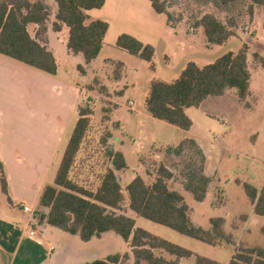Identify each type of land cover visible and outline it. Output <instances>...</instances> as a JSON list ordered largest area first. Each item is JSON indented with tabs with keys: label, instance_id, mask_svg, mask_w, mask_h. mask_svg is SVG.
I'll return each instance as SVG.
<instances>
[{
	"label": "crops",
	"instance_id": "crops-1",
	"mask_svg": "<svg viewBox=\"0 0 264 264\" xmlns=\"http://www.w3.org/2000/svg\"><path fill=\"white\" fill-rule=\"evenodd\" d=\"M43 1L50 11L45 45L55 58L56 74L46 73L0 53V163L3 165L7 187V193L0 189V264H84L95 259H104L111 254L131 251L129 244L113 231L83 241L78 235H72L45 221L31 219L28 213L23 212L24 204L32 210L43 211L39 205L41 194L47 185H52L54 182L67 141L79 118V108L83 101L90 96L107 97L111 94V89L115 95L107 99L114 106L109 114V121L114 123V126L110 130L111 137L108 139V144L123 154L127 164V167L118 173L126 201V185L136 175H140L147 183L153 180V176L146 173L143 159L151 155V158L159 160L162 153L157 150L176 147L184 139H193L205 157L203 172L211 179L202 201L195 200L192 193L184 189L176 170L170 166V162H167L173 172L169 184L184 195L189 207L190 220L194 225L209 230L211 219L219 218L223 233L229 236L227 229L232 224L231 220L239 218L241 225L237 227L238 232L252 234L258 240L248 242L244 240V235L239 236L235 248L241 246L264 250L262 232L264 216L254 212V200L244 188L245 183L254 186L257 190L264 186V125L259 131L256 130L259 134L254 142L246 141L244 150H250L252 164L242 168L241 171L240 168L235 169L238 164L234 156L245 152L234 145L236 141L226 143L222 139L217 142L209 137V132L201 127L196 128L197 124L201 126L208 124L205 117L218 121L223 118L207 111V104H213L229 95L235 106L236 103L242 105L245 100L248 101L254 96L252 81L255 80V76L250 69V61L253 60L252 54L256 52L253 47L255 43L259 44L261 50L256 53L264 56L263 26L260 28L261 33H256L251 38L245 39L239 36L229 38L237 37L242 44L247 42L249 46L250 94L248 97L240 100L234 89H227L219 96L206 98L200 107L186 108L185 113L192 120V126L184 130L156 119L146 111L145 98L148 90L144 93L141 109H137L132 100L122 101L128 87L135 89L134 82L141 69L133 63V57L137 56L118 47L116 40L121 34H129L143 44L154 47L152 66L150 62L137 57L153 70V73L147 75L146 80L149 84L152 79L169 81L160 76L155 68L158 47L163 49L162 55L168 66L180 65L183 62L176 79L188 62L193 61L199 66L211 63L185 59L187 44L189 50L196 48L198 42H201L205 49L220 44H208L201 29L196 30L198 33L190 31L181 23L176 28L171 27L166 15L156 12L150 0H105L101 8L87 11L91 17L107 22L108 30L97 57L86 64L81 54H73L67 48L68 27L62 24L60 30L52 29L57 9L55 1ZM255 22L256 25L260 24V18H256ZM37 27L33 23L27 25L31 37L35 36ZM118 62L122 63V66L115 70V63ZM78 66L83 67L84 71L81 72ZM256 67L257 71L264 72V67L260 64L256 63ZM95 85L105 86L108 93L106 95L100 93ZM119 90L123 91L121 95L115 93ZM132 113H135V119ZM122 115L128 117L127 122L122 121ZM156 121L170 125L178 134L173 137L170 144L165 143L159 147L151 146L145 149L146 144L144 145L142 141L144 128L146 124ZM126 126L133 128L132 133L126 131ZM236 199L241 203L237 204ZM205 209L208 210L207 214L201 215V210ZM125 212L134 218L135 227L162 238L151 229L138 226L140 216L128 208ZM31 232L34 234L31 235ZM111 242L114 244L112 248ZM190 251L194 255L181 258L180 264H194L195 255L200 254ZM234 252L235 250L231 253L228 262ZM162 254L167 259L174 258L166 252ZM209 259L217 264H223L216 259ZM127 262L133 263L132 255Z\"/></svg>",
	"mask_w": 264,
	"mask_h": 264
},
{
	"label": "trees",
	"instance_id": "trees-1",
	"mask_svg": "<svg viewBox=\"0 0 264 264\" xmlns=\"http://www.w3.org/2000/svg\"><path fill=\"white\" fill-rule=\"evenodd\" d=\"M54 1L57 9L52 29L58 31L62 24L67 26V48L73 54H81L85 63L89 64L101 49L108 23L91 17L87 11L101 8L105 0ZM150 1L156 12L166 15L171 27L176 28L182 23V17L174 19L166 0ZM200 1L226 16L222 18L209 11L200 12L196 20L188 26L192 31L201 29L208 44H223L230 37L236 36L239 28L237 15L240 13H235L239 9L238 0ZM251 1V4H247L246 12L249 19L253 17L257 7L264 10V0ZM49 16V7L43 0H0V53L38 70L56 74L55 58L45 45ZM30 23L38 26L34 37L27 30ZM262 25L264 29V20ZM116 45L150 62L152 66V45L143 44L129 34L118 36ZM248 54L249 46L247 42H243L238 51H228L206 65L199 66L193 61L188 62L179 76L172 81L152 79L145 98L146 111L156 119L188 130L192 126V120L186 115V108L200 107L206 98L219 96L227 89H234L238 98L245 100L250 94ZM252 59L264 67V56L255 52ZM121 66L122 63H115V70ZM78 69L84 71L81 66ZM97 91L104 95L108 93L105 86H99ZM122 92L119 90L115 93L121 95ZM78 114L79 118L67 141L54 182L47 185L41 194L39 205L43 211L41 210L37 220L78 235L83 241L113 231L131 248L130 252L111 254L104 259H95L84 264H128L130 255L133 257L132 264H180L181 258L194 255L182 246L135 227L134 218L125 212L127 208L137 216L208 244L217 245L220 240L229 242L221 229L219 218L211 219L209 230L194 225L190 220L184 195L169 184L173 177L171 168L174 167L184 189L192 193L195 200L204 199L211 179L203 172L205 157L193 139H184L176 147L157 150L162 153L159 160L151 158V155L143 159L146 173L153 176V180L147 183L140 175H136L126 185V201L118 173L127 164L123 154L108 144L110 132L100 139L104 147L102 150L105 161L103 170L96 176L92 175L94 184L89 182V178L79 179L80 173L76 166L78 153L86 137L93 111L90 106L82 105ZM188 147H191L197 161L189 156L190 160L183 165L179 159L186 157L184 154ZM244 188L254 200V212L264 216V186L257 190L245 183ZM0 189L7 193L1 163ZM262 232L264 233V227ZM163 252L174 258L167 259ZM194 264L217 263L204 256L195 255ZM228 264H264V250L236 247Z\"/></svg>",
	"mask_w": 264,
	"mask_h": 264
},
{
	"label": "rangeland",
	"instance_id": "rangeland-1",
	"mask_svg": "<svg viewBox=\"0 0 264 264\" xmlns=\"http://www.w3.org/2000/svg\"><path fill=\"white\" fill-rule=\"evenodd\" d=\"M169 4V10L173 13L174 19H178V17H182V23L184 26L190 29L188 26L192 24L196 17L200 14V12L209 11L215 13L216 15L224 18L226 16L224 13L218 12L214 7L209 4H204L200 0H166ZM251 0H238V10L235 13H239L237 15V21L239 28L237 29L236 36L242 38H251L256 33H261L260 28H262V23L264 20L263 17V9L261 7H257L254 11V15L251 19H249L247 15V4H251ZM262 17V19H261ZM256 18H260V24L256 25ZM192 29H190L191 31ZM259 30V31H258ZM197 32L198 31H194ZM233 37L229 39L227 42H224L220 45H212L210 48L205 49L201 42L196 43V48H192L189 50L188 44L185 46V56L188 57L185 59H194L200 60L202 62H212L217 57L223 55L228 51H238L240 48L242 41ZM254 51L259 52V44H254ZM162 48L158 47L156 58H155V68L158 70L160 76L165 77L169 81L175 79L177 74L180 71V65H167L165 58L162 55ZM135 64H137L141 71L139 76L136 78L135 89L128 87L125 90L123 102H127L128 100H132L137 109L143 108L144 101V93L148 90L149 83L147 82V75L153 73V70L149 68V65L142 61L137 57H133ZM201 63V62H199ZM251 66L250 69L255 76V80L252 81V88L255 90L254 96H252L248 101H244L242 105L236 103V106L233 102V99L228 95L227 97L214 102L213 104H207L206 110L218 114L220 117H223L221 121L216 119H212L209 117H205L208 121V124L201 126L200 124L196 126V128L201 127L204 131L209 132V137L213 138L215 141L219 142L224 139L226 143H234L240 147V150H244L246 148V141L254 142L257 137L256 133L261 129L264 125V72L257 71L256 60L250 61ZM134 64V65H135ZM259 64V63H258ZM96 88L99 85H95ZM111 94L105 97H86L83 101V106H90L93 114L90 116V124L86 134L82 142L81 150L78 153L77 158V167L79 171V179L89 178V182L94 184L93 176H96L103 170V163L105 158L103 156L104 147L100 143V139L106 135L107 132L113 129L114 123H110L109 114L113 104L107 99L112 98L115 94L111 89ZM128 114V113H127ZM121 115V114H120ZM133 119H135V113H132ZM125 116H121L122 121L127 122ZM152 122V121H151ZM148 123L144 128L143 143L145 145V149L153 146L159 147L165 143L170 144L173 137H176L178 134L173 127L170 125L158 122L156 123ZM126 131L128 133H132V129L130 126H126ZM258 130V131H256ZM191 147H188L184 156L182 157L183 165L186 164L187 161L190 160L189 156L193 157V160L196 162L197 158L195 154L191 151ZM245 153H239L237 156H234L235 161L238 166L235 169L249 167L252 164V157L250 150H244ZM246 154V155H244ZM180 161H177L178 164ZM236 171V170H235ZM236 203L240 204L241 201L236 199ZM42 211H36V215L38 217L39 213ZM208 212L207 209L201 210V215H206ZM231 225L227 229L229 232V236L226 237L229 239V242L225 240H220L218 246H213L211 244L202 242L197 239L188 238L179 234V232L164 226L162 224L155 223L148 219L139 217L138 218V226L144 227L145 229H151L153 233L161 236L162 238L170 239L171 242L180 243L179 245L188 248L189 250L194 251L197 254L203 255L208 258L216 259V261L220 263L228 262L231 253L235 250L236 241L238 237H243L244 240L248 242H256L257 237L252 234H241L238 232L237 227L241 225L239 218L232 219ZM174 235V236H171ZM236 243V244H235ZM261 244V242L259 243ZM114 244L111 242L110 247L112 248ZM222 245V246H220Z\"/></svg>",
	"mask_w": 264,
	"mask_h": 264
},
{
	"label": "built area",
	"instance_id": "built-area-1",
	"mask_svg": "<svg viewBox=\"0 0 264 264\" xmlns=\"http://www.w3.org/2000/svg\"><path fill=\"white\" fill-rule=\"evenodd\" d=\"M23 212L28 213L30 215L31 219L37 220L36 210H32L29 206L23 205ZM34 232H31V235H33Z\"/></svg>",
	"mask_w": 264,
	"mask_h": 264
}]
</instances>
